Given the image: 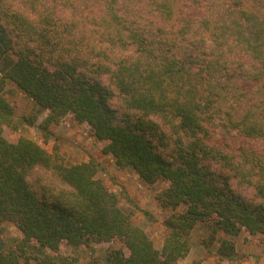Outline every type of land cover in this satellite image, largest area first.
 <instances>
[{"label":"trees","instance_id":"obj_1","mask_svg":"<svg viewBox=\"0 0 264 264\" xmlns=\"http://www.w3.org/2000/svg\"><path fill=\"white\" fill-rule=\"evenodd\" d=\"M0 68V224L22 233L0 264H81L63 242H117L111 264H180L197 223L222 264L239 254L220 232L264 235V0H0ZM8 82L48 110L23 118L44 141L72 114L117 166L165 182L160 247L96 158L4 135Z\"/></svg>","mask_w":264,"mask_h":264},{"label":"rangeland","instance_id":"obj_2","mask_svg":"<svg viewBox=\"0 0 264 264\" xmlns=\"http://www.w3.org/2000/svg\"><path fill=\"white\" fill-rule=\"evenodd\" d=\"M1 70L2 68H0V72ZM5 95L16 113L13 123L5 127L4 135L7 138L16 141L21 135H27L49 150H52L55 143H58L68 164L88 160L91 157L96 158L100 162L98 176L123 196L122 203L125 206L130 204L128 200L130 198L132 204L138 205L144 210L143 212L138 211L137 221L147 230L158 247L162 245L166 233L163 221L170 212L164 211L158 206L155 194L163 188L165 182L146 184L133 168L117 166L112 154L103 152L105 142L97 140L92 135L89 125L78 123L72 114H68L58 125H54V136L48 141H44L37 126L26 124L23 118L38 114L37 121L39 122L47 115L48 110L40 109L32 98L12 82H8L6 85ZM208 234L209 231L203 223L196 224L191 233L193 246L180 264H191L196 257L203 258L202 264H213L215 257L209 254L206 247L202 245L204 244L203 239ZM21 237V231L13 223L6 221L0 224V247L7 246ZM218 237L234 240L239 254L234 261L227 259L222 264H264L263 234L252 235L244 230L238 235L220 232ZM119 245L117 242H101L94 243L90 247L76 248L63 242L61 251L67 255L79 256L81 264H111L106 261V251ZM218 245L219 241L214 243L211 249L215 250Z\"/></svg>","mask_w":264,"mask_h":264}]
</instances>
